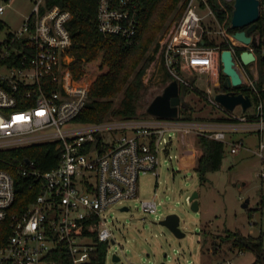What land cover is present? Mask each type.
I'll use <instances>...</instances> for the list:
<instances>
[{
  "label": "built area",
  "instance_id": "1",
  "mask_svg": "<svg viewBox=\"0 0 264 264\" xmlns=\"http://www.w3.org/2000/svg\"><path fill=\"white\" fill-rule=\"evenodd\" d=\"M11 1L0 3V149L52 141L60 148V157L47 170L28 159L18 166L17 172L28 179L30 192H36L23 208L14 204L13 174L0 168V264H87L99 242L106 244V264L108 245L116 243L109 209L117 205L130 210L129 202L134 201L144 213L157 214L155 200L139 197V175H157L158 153L170 142L163 137L165 130L192 126L153 115L149 119L108 117L100 122H75L90 80L75 81L69 71L62 70L72 59V11L49 0H31L19 27L11 29L1 18ZM213 1L224 13L222 20L210 0H185L182 12L158 43L159 56L179 87L183 84L196 91L227 119L206 124L208 136L229 143L230 152L238 153L246 148L244 142L228 141L226 135L239 129L256 133L258 141L252 151L260 159L256 175L264 181V113L255 52L257 47L264 55V36L255 33L256 45L237 40L226 5L232 3L233 9L234 0ZM259 2L261 11L264 0ZM134 5V0H97V29L105 36L133 37ZM226 49L242 81L223 90L227 79L221 72V53ZM243 50L252 51L254 60L244 64ZM183 72L197 74L196 82ZM198 80L206 84L205 90ZM244 86L250 89L251 100L246 109L237 104L229 110L215 99L218 92ZM189 198L185 197L190 204ZM113 254L120 261L121 256L116 251Z\"/></svg>",
  "mask_w": 264,
  "mask_h": 264
},
{
  "label": "rangeland",
  "instance_id": "2",
  "mask_svg": "<svg viewBox=\"0 0 264 264\" xmlns=\"http://www.w3.org/2000/svg\"><path fill=\"white\" fill-rule=\"evenodd\" d=\"M30 8L31 0H12L1 18L11 29H16ZM178 15L167 20L165 28L148 50L155 58L143 75L146 93L141 100L139 119L151 117L143 111L169 82L163 80L165 68L159 51L155 52L154 48ZM216 41L220 38L216 37ZM183 75L193 82L198 76L188 72ZM198 82L201 83L200 89L205 90L206 84L201 80ZM182 103L188 107L185 113L191 118L174 120L192 127L182 131L165 130L163 137L170 142L165 151L158 153L157 175L141 173L138 179L139 197L155 200L159 210L157 214L144 213L134 201L129 202L130 210H120L117 205L109 209V225L116 243L108 245L106 264H113L114 251L121 256L117 264H157L164 259V253L165 264H215L227 260L231 264H251L255 259L253 252H240L230 242L220 241L225 230L254 236L262 231L264 248V181L256 175L260 159L252 151L258 141L256 133L243 129L229 132L226 135L228 141L242 140L249 149L231 153L230 144L225 143L220 168L208 172L206 181H201L195 170L201 154L198 137L207 131L206 124L219 123L224 116L193 90L182 95ZM181 106L178 115L182 112ZM235 111L240 113L241 108L236 107ZM194 191L199 194L198 211H193L185 199ZM247 198L248 206L243 207ZM168 213L179 215V226L186 233L184 237H176L158 223Z\"/></svg>",
  "mask_w": 264,
  "mask_h": 264
},
{
  "label": "trees",
  "instance_id": "3",
  "mask_svg": "<svg viewBox=\"0 0 264 264\" xmlns=\"http://www.w3.org/2000/svg\"><path fill=\"white\" fill-rule=\"evenodd\" d=\"M49 4L57 3L73 13L70 30L73 43L69 49L71 61L63 65V71H69L72 79L83 81L89 78L87 99L80 113L74 119L78 123L100 122L108 117L137 118L142 112L141 100L146 93L143 75L154 60L155 56L148 52L162 31L167 20L173 15L180 14L185 0H134L135 16L137 19L136 33L131 38L119 35L105 36L97 29L95 13L97 0H49ZM219 19L224 13L210 0ZM230 19L232 3L226 2ZM260 37L264 36V8L260 11L255 31ZM210 44V43H209ZM157 43L154 51L157 52ZM260 100L264 113V55L256 47ZM165 70L164 81L172 80ZM223 81L225 77L222 76ZM53 87L56 84L52 85ZM223 90L226 89L223 83ZM180 94L184 95L191 89L180 84ZM236 92L250 94L248 87H238ZM118 95L120 97L118 98ZM118 98V100H116ZM256 98V97H255ZM188 109L181 106L182 112L176 119H190L186 114ZM143 113H147L143 111ZM219 120L225 121L226 118ZM201 154L198 157L195 170L201 181H206V174L218 170L224 157V142L203 133L198 137ZM60 148L56 142L45 141L22 147L0 149V168L6 169L14 176L15 206L23 208L35 197V191L30 192L28 179L17 172L18 166L25 160H33L35 166L47 170L57 165ZM264 199L262 200V204ZM205 240V239H204ZM221 242H230L231 246L240 252L251 251L255 259L251 264H264V248L262 231L254 236L243 234L237 230H225L220 237ZM106 244L99 242L92 259L87 264H103Z\"/></svg>",
  "mask_w": 264,
  "mask_h": 264
},
{
  "label": "water",
  "instance_id": "4",
  "mask_svg": "<svg viewBox=\"0 0 264 264\" xmlns=\"http://www.w3.org/2000/svg\"><path fill=\"white\" fill-rule=\"evenodd\" d=\"M259 4V0H234L231 27L235 29L234 37L245 44H257L255 31L257 29V20L260 16ZM240 58L244 64H247L253 61L255 56L252 51L243 50L240 53ZM221 61V72L227 79V82L224 83V87H228L229 84L233 86L240 85L242 80L234 67V59L230 50L226 49L222 51ZM215 99L229 110L233 109L237 104H241L243 109H246L251 104L250 97L247 94L241 92L236 93L233 90L218 92L215 94ZM180 105L186 106V104L182 103V94H180L178 82L172 79L164 86L161 93L157 94L150 101L146 108V112L159 118L175 119L178 117ZM198 196L199 194L197 191H194L190 195V208L193 211H198L199 209ZM248 202L249 199H245L242 206L247 207ZM126 208L127 207H122V210H126ZM158 223L166 226L178 238H182L186 234L179 226L180 217L176 213L166 214ZM165 257L166 254L164 253V259L157 264H165ZM112 260L114 264H116L119 260V256L113 254Z\"/></svg>",
  "mask_w": 264,
  "mask_h": 264
},
{
  "label": "crops",
  "instance_id": "5",
  "mask_svg": "<svg viewBox=\"0 0 264 264\" xmlns=\"http://www.w3.org/2000/svg\"><path fill=\"white\" fill-rule=\"evenodd\" d=\"M258 138V137H257ZM244 149H249L247 146H246V148H244ZM249 203V202H248Z\"/></svg>",
  "mask_w": 264,
  "mask_h": 264
}]
</instances>
